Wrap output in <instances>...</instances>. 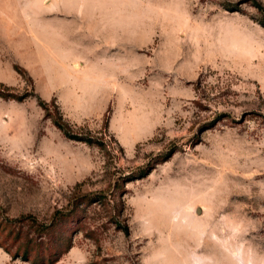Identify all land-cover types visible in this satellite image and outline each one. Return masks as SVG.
Segmentation results:
<instances>
[{
	"label": "rangeland",
	"instance_id": "rangeland-1",
	"mask_svg": "<svg viewBox=\"0 0 264 264\" xmlns=\"http://www.w3.org/2000/svg\"><path fill=\"white\" fill-rule=\"evenodd\" d=\"M114 1L137 30L130 74L100 83L67 60L48 83L26 55H0V85L28 94L0 97V264H29L10 254L38 241L41 223L52 226L32 254L71 236L53 264H264V12L245 0ZM34 95L102 145L63 137ZM114 188L128 235L107 222L111 202L82 203Z\"/></svg>",
	"mask_w": 264,
	"mask_h": 264
},
{
	"label": "crops",
	"instance_id": "crops-1",
	"mask_svg": "<svg viewBox=\"0 0 264 264\" xmlns=\"http://www.w3.org/2000/svg\"><path fill=\"white\" fill-rule=\"evenodd\" d=\"M14 1L13 11L0 10V55L12 60L7 53L26 55L29 64L43 68L48 83L52 64L61 68L67 60L79 59V70L90 78L98 74L100 83L112 75L131 73L127 58L137 30L122 13L123 4L114 0Z\"/></svg>",
	"mask_w": 264,
	"mask_h": 264
},
{
	"label": "trees",
	"instance_id": "trees-1",
	"mask_svg": "<svg viewBox=\"0 0 264 264\" xmlns=\"http://www.w3.org/2000/svg\"><path fill=\"white\" fill-rule=\"evenodd\" d=\"M245 1H249L250 4L253 7H255L259 12L261 13L264 12V9L259 2H256L255 0H245ZM223 7L228 11L238 10L237 6L235 5L225 4L223 5ZM258 24L264 28V22L259 20ZM13 69L21 76L25 75V70L19 67L18 65H13ZM0 89H1L0 97L14 99L15 101L18 102L22 101L25 97L28 96L26 92L18 95L13 94L10 92L9 89L5 88L2 85H0ZM34 97L37 105L40 106V108L43 110L44 116L50 119L52 125L62 134L63 137L69 140L84 143L86 145H91V144H95L97 146L102 145V142L99 139L91 135L72 131L69 125L67 124V122L61 117V114L57 110L51 112L48 109L47 103L43 99L39 98V96L37 95H34ZM172 153L173 150H170L164 154H157L152 159L151 162H147L146 165L137 168V170H135L134 172H131L126 177L124 182L133 181L145 177L154 168L156 164L166 160ZM115 191L116 188H114V190L110 192L109 197L102 194H94L91 196L84 194L81 196L82 203L86 202V205H90V204L103 205L111 202L112 206L110 205L111 206L110 208H112L111 211H113V213L109 214L107 218V222L111 223L116 230H120L124 235H128V226L125 220L122 219L123 221L122 223L119 220H117L119 216L120 217L122 216V213L124 211V204L122 198L123 192L119 191V193H116ZM115 207H117L116 210ZM12 221L13 220L8 221L10 226L8 229L7 236L12 235L14 238H17L19 236V231L12 223ZM50 226H52V223H41L40 225H37L38 230L36 231L35 239H38V241L35 242L32 240L29 247L18 251H13L10 254L11 258L13 259L19 258L20 260L28 262L29 264H53L55 261H57L59 257L70 248L71 236L68 235L66 237H62V239L60 238V240L63 241V242H59L61 243L62 246L52 255L44 256V255L32 254V249H34L37 245L42 243V240L47 235ZM14 228L17 229L15 232H14ZM3 249L7 253H10V250L8 248L3 247Z\"/></svg>",
	"mask_w": 264,
	"mask_h": 264
}]
</instances>
